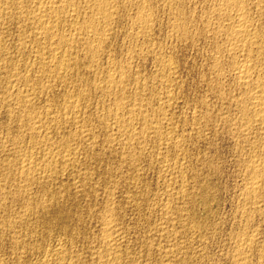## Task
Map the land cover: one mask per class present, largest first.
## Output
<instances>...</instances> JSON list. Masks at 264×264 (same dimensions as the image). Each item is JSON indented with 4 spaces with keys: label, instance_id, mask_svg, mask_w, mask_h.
Wrapping results in <instances>:
<instances>
[{
    "label": "bare ground",
    "instance_id": "6f19581e",
    "mask_svg": "<svg viewBox=\"0 0 264 264\" xmlns=\"http://www.w3.org/2000/svg\"><path fill=\"white\" fill-rule=\"evenodd\" d=\"M196 1L197 0H195L194 2L196 3ZM201 1L197 3L202 4L203 1ZM206 1L209 3V6L207 5L208 9L205 11V16L202 15V17L200 15L201 19L199 18L198 21L201 20V25L198 28L196 27V30L192 29V31L194 30L193 32L188 28L191 23L188 26L183 24L185 22L182 23V21L185 20V16L181 15V11L179 12L180 16L177 13L179 16H177L178 22L175 21L172 24L170 22L169 24L171 25H169L168 23L167 24L174 31H176L175 34L178 33L179 37H182L185 42L188 41L193 44L194 42L201 40L202 42L209 43V45L213 47V51L210 50L211 52H213V54H211L212 56L210 55L212 59H210L212 61V67L210 71L211 74L209 72V74L212 75V78L210 82L211 84H207L210 85L211 91H209H213V93H215L214 95L216 96L217 101H219L221 104L227 103V106L229 107L233 106L232 108L236 111L235 113H238L236 114V116H239L238 123L235 122V124V119L233 120L232 125L235 124V126L233 127V134H237L240 137V140L237 139L238 137H235V141L237 139V141L244 143L245 145L247 144L248 148L245 150V145L243 144V147L240 146L241 149L238 150L240 151V153H242L240 162L242 166H244V171H241L244 172L246 178L245 180H243L244 186L242 185L243 188H241L243 190H240L242 192H240V198L242 199V202H237L242 203V206L240 207L241 209H243H238L242 213V216H239H241L242 218L244 217L245 221L247 222H252L253 220L250 219L254 218L253 216L261 211L262 205L264 206V0H205V2ZM123 2H126V4L130 5L133 10L135 9L134 15L133 10H131L132 12L128 13H132L131 17L134 16L133 21H131V23H133V26L131 27H134L135 30V32L133 33L134 37L138 39L149 38L153 27L152 25L154 23L153 20L156 19H153V15H151L153 13H151V11L153 9L155 11V8L152 6L151 1L123 0ZM120 4L122 3H120L119 0H0V110H3L9 118V120L7 121H9L10 126L8 125L9 127H7V132L12 128H15L13 130L17 129L16 131L18 132V134L16 131V134L12 133V131H10V133L6 132V134H8L7 139L6 141H4L5 139H3L0 145V219H3L5 221V223L3 221L0 225V229L3 230V232H5L7 235H5L6 241L8 243L10 254L12 256V262H14L12 264H147L148 258L150 259V256H154L152 255V252L147 251L145 252V254L140 255L135 253L137 251L134 252L130 251L129 249V240L131 239L132 235L130 236V239L128 236L130 230L133 228H128L126 225L127 223L125 224L123 218L121 217V203H125L128 205L131 204L130 207L132 208V210H134V212L138 211L139 213V211L141 210L140 208L144 203V197L140 201H138V198H140V192L143 191L141 189L144 188L142 187L143 184L141 181V177L143 176V170L146 169V167L154 169L155 172L157 169L158 173L160 172L164 174H162L163 178L158 179H163V184L161 183L162 185H160L162 187L164 185V181L167 182L173 178H178V180L180 179V184L177 183L179 185H175L176 187L173 186L174 184L171 185V183L165 184L167 185L165 186L166 188L169 187L168 190L170 193L167 192L169 193V195L166 193L165 188L164 190H162L165 191L168 196H170L169 198H173V202L174 199H176L175 201L180 200L181 196L187 197V194H184L186 189H184V193H182V189L185 185L183 184V170L186 169L185 171H188L187 168L190 167L188 166L186 168L185 163L183 162V157L185 155L187 156L185 152L183 153V145L185 143H183V141L184 139H186V137L184 139H181V136L178 137L176 133L178 132L179 127L177 125H174V123L177 122L173 123V116L171 115L172 117H170L168 110L173 104L172 102L177 103V101H175L177 99L175 98V96H177L179 90L177 93H175V96L172 93V84H174V82H177L175 81L177 77L179 78L177 74L179 73L177 72L179 66L177 67L175 65L177 64V61H169L168 58L170 57L162 53L161 55L168 57H166L168 61H164V59H162L159 61V64L155 63L158 64V72H155L159 74L157 77H160V80L158 81H161L157 84H159V86L161 87L162 83V86L165 85L164 87L166 88V90L161 93L162 96L159 95V100L157 99L159 102L157 103L159 105L156 103V107L152 106L154 102L151 103L152 101L150 99H146V97L148 96L144 97L147 94V91L148 93H150V95H152L151 92H149L150 90H148L150 81L148 82L147 79L146 81L148 82V85H146L143 81H140V79L133 77V75L130 76V72H127V67H129V62L131 59L127 58L129 60L128 63H126L125 65H122V63L119 64L122 66H118L116 64H113L112 60L114 58L112 60L110 58L112 63H109V59L107 60L105 58V61H107L108 63V66L106 65L107 67L104 66L106 63L103 65L104 67H106V71L104 72L105 74L103 75L99 72L101 71L100 60L103 58V54L106 53L103 49L104 45L108 39L109 34L111 33L112 28L118 25L117 23L121 18V14L124 13H120ZM151 6L153 7L152 10ZM177 6H175V8H177ZM171 7L169 8L171 9ZM161 8H163V5L161 6ZM156 11L158 12V10ZM171 11L172 9L170 10V12ZM183 11L184 10H182V12ZM200 11L202 10H199L198 12ZM167 13L166 16L168 15ZM185 13L186 12H184V15L188 14ZM192 16H195V14H193ZM168 19L171 20L172 18ZM190 19L193 20L194 18ZM156 21L157 20H155V22ZM198 24L197 26H199ZM126 26L128 27V25ZM9 27H11L12 30L15 28L18 31V35L15 33L17 36H19L17 45L15 43V45L11 44L10 46L7 42V36L9 37L8 32H11L10 30L8 31ZM131 27L129 26L128 30H132ZM114 31L115 30H113V33ZM171 33L172 32H170V34ZM13 36L15 35L13 34ZM135 41L136 43L138 42L137 40ZM108 42L110 43V41H107V43ZM140 42H138V44H140ZM128 43L129 42L127 41L126 44ZM132 43L134 44V42ZM108 44L106 45L108 46ZM145 44H141V48L136 49H142ZM129 45L132 46L131 43H129ZM155 45L151 44L153 48ZM201 45L203 44L201 43ZM146 46H148V44ZM146 46L145 48H143V52H145ZM150 48L152 49V47ZM161 48L163 49V47ZM195 48L198 49V47ZM131 49H133V47H131ZM162 49H160V51ZM126 51L128 52L130 50ZM139 51H141L142 53V50ZM146 51L148 52V50ZM109 54L107 55L108 57ZM126 54L130 53L128 52ZM126 54L124 56H126ZM132 54L135 53L133 52ZM172 56V59H174L173 54ZM155 59H157V56ZM132 62L134 61L132 60ZM132 68L133 67L131 66V70ZM97 74L99 76L103 75V77L99 81L96 80L97 78H99V76L95 78ZM136 76H138V74ZM203 78L201 79V82ZM226 78H230V80L232 79V84L230 86L231 88L229 87L230 91L226 90L228 89V87H226V89L223 88V84H226V82L223 83V81L226 80ZM154 81L151 82L154 83ZM129 83H132L133 85V94H131L130 92L132 88H130L131 90L129 89L130 91H128L130 93L127 92ZM175 84L178 85V82ZM56 86L64 88L65 90L64 93L61 92L62 98L60 99L61 103H59V107L56 104V109L54 107V103L49 104V101H47L48 104H44L45 107L43 106L44 108L41 111L39 108L40 106H37L38 108L36 107L37 109H39V111L33 110L32 106L37 101L39 94H42L44 91L50 92L51 89H54V87ZM59 90L61 91V89ZM206 90H208L207 87ZM233 91L234 93H232ZM92 95L103 96V98L100 97L101 100L98 98L99 100L96 102L98 110L96 113H94L93 116H91L93 113L90 114L89 112L91 110L88 111V108L92 104L91 99H93V97L90 98ZM157 95L158 94H155L156 97ZM155 96L153 99H155ZM204 97H206V95ZM148 98L152 99V97ZM189 98L191 99L192 97ZM49 99L50 98H48L47 100ZM200 99H202V96L200 97ZM213 100L215 101V99ZM195 101L196 100H194V102ZM204 101L205 100H203V103L201 104L204 105L205 112L202 114L201 111L202 115H200L202 117L200 118L205 119L206 126L208 124L217 126L216 123L212 124L216 121V118H219V121L225 120L229 122L227 116L224 115L225 113H227L226 110L225 112H223L226 105H224L223 109L221 108L222 112H220V110L214 112L210 108V105L204 103ZM178 102H180V99L178 100ZM36 104H38V102ZM211 106L213 107L214 105ZM220 106L222 105H219V107ZM93 107H95V105H93ZM227 111L229 112V110ZM233 113L232 115H235ZM229 114L231 115L230 112ZM197 116L199 115L197 114ZM193 118L196 119L195 117H192V119ZM179 119L180 118H178V120H175L179 121ZM185 119L187 118L185 117ZM184 121H179L178 124L181 122L184 124ZM200 121L198 120V122ZM183 124L180 126L185 127L188 125H186L185 123L184 126ZM230 124L228 123L227 128H229ZM203 126L202 128H205ZM223 126L224 125H222L221 127ZM210 127H213L214 129V126ZM98 130L103 132L102 139L97 138L99 137V134L97 135ZM209 130H211V128ZM20 131L23 132L22 134H24L25 136L22 135ZM52 132L58 134L56 140H53L50 136ZM198 132L199 131H197V135ZM203 132L204 131H202V133ZM230 132H232V130H230ZM181 134H184V136H189V134L186 133ZM27 136L28 141L30 140L29 142L32 141V143L24 142L26 144H23V141ZM184 136H182V138ZM198 138L199 137L197 136V139ZM198 140H200V138ZM235 143L237 144V142ZM79 154H82L84 157L79 158L81 157V155L79 156ZM171 157L174 159L173 162L171 161ZM113 161L115 163H118V168L114 165L115 163ZM94 173H96L95 175L98 176L99 183H95L94 181H92ZM95 175L94 178L96 177ZM115 178H125L130 180V182L128 181L129 187H123L122 189H125L123 190L124 192H122V189L120 188L121 192H119L118 182L120 183V181H115ZM164 178L166 180H164ZM185 178L188 177L185 176ZM54 181L58 182L54 183ZM92 182L97 186L95 187V184H92ZM186 182L187 180H185V183ZM56 185L65 187L67 191L69 189H75V192L72 191V193H74L73 201H76V198H80L78 197L80 195L81 197L88 196V198H94L99 195L98 193H100V195L102 196V201L99 200L101 202L98 205H93V203H91L92 205L88 204L89 206L86 207L87 204L85 203L86 205H84L82 210L85 214H87L88 218L90 219V223H94L95 228H93L95 230L93 229V233L85 231L86 233H90V235L81 234L82 232H80L79 227L76 226L77 223L82 224L80 221L83 219V214H81V209L80 213L78 210V208L80 207H78L77 209H73L72 211V208L69 209L68 207L64 206L66 203H62L64 205H61V202L59 201L60 196L58 195L61 187L58 188V186L56 188ZM33 186L40 187L42 193L40 195H37L36 197H32L33 194L31 195L30 190L31 187L35 188ZM146 187L147 186H145V188ZM188 188H190V186H188ZM52 189H54L55 191ZM204 192H206V190ZM78 193H80V195ZM190 193L192 194V191ZM143 194L145 195L147 194V192ZM161 194H163V192ZM137 195L139 196L136 202L135 200ZM154 196L152 198H154ZM168 196L166 198H168ZM145 199L147 198L145 197ZM159 199H163V197ZM71 200L69 199L67 201ZM166 200L168 202V199ZM63 201L65 202V200ZM165 202L161 203L160 201V203H150L152 204L151 206L154 207L153 209L158 208L156 210L160 211V218L159 216H157L159 218L157 219V221H160V223H155V226L153 228L150 227L152 228L150 231H154L156 236H158L159 238H165L164 240L167 239L170 244V242L173 243L177 239L176 236L179 234V232L175 234L173 232L170 234V232L165 231L166 229L162 226V222H171L170 224H172V226H168L171 228L173 227V230L175 229L174 231H177V226L179 228L180 226H185L180 225L181 222H179L183 217L182 210H185H181V207L173 208L174 206H171V204ZM17 203L21 204L22 210L20 209V211L16 212L13 210H16V208L12 207ZM69 204L71 203L69 202ZM77 206H80V204ZM143 206L147 205L144 204ZM181 206L183 205L181 204ZM184 206L188 205L184 204ZM240 207L238 206V208ZM191 210L192 209L188 211L190 212ZM186 211L184 212V214L187 213ZM149 212H151V210ZM262 212H264V210ZM262 212L258 213V217ZM237 214H239V212ZM50 215L53 217V221L50 219ZM263 215L264 214H262V216ZM185 217H183V219ZM143 220L141 219V221ZM146 220L148 224L149 219L147 218L144 221ZM192 220L194 221V219ZM37 222L44 225L49 231L51 230V228L57 227V231L59 230L58 234H56V236H49L50 232H46L48 233L47 235L39 234L36 230H31L32 228L30 230H27L26 233L22 232L23 234L20 231H15L16 227H19L17 230H21L20 228L25 227L29 223H32L31 225H33V223ZM72 222L74 224H72ZM239 222L241 221L239 220ZM140 225L141 224H139V226ZM242 225H244V223ZM251 225L253 226V223ZM29 226L30 224L28 225V227ZM37 226L38 225H36L35 227ZM40 227H38V229ZM242 227L241 229L243 230ZM171 228L169 230H171ZM86 229L88 230L89 228ZM128 229L130 230L128 231ZM180 229L182 230V228ZM184 229L185 228H183V230ZM200 229H202V227ZM200 229L198 228V231H196L199 232ZM40 231H42V229ZM137 231L139 230L137 229ZM244 232L245 231L243 230V233ZM255 232L254 234L246 236L242 234L243 236L241 237V232L238 231V236L240 237L239 239L235 240L237 241L236 245L234 244L235 249H232L234 250V253L233 251L230 252L232 253L230 259L231 264H247V260L250 258H247V253L250 252L258 244V241L256 244V240L258 238L257 236L255 237ZM131 233L133 232L131 231ZM147 234L148 235L146 236L149 237L150 232L148 233L147 231ZM181 234H179V236ZM147 237L143 238L147 239ZM143 238H141V241ZM184 238H186V236ZM191 239L188 240L190 241ZM194 239L195 238H193V240ZM153 240H155V238ZM188 240L186 241V244ZM49 242V247H47L46 245H48ZM43 243L45 245V248L40 249L39 245ZM151 243L150 245L152 246L156 242L154 244ZM158 243L159 241H157V243L155 244V248ZM167 243L166 245L168 246ZM178 243L180 244V242ZM174 244H171V247L175 246ZM151 246L147 247V250H149ZM160 246L161 244L157 246V248ZM175 247H178V244ZM175 247L174 249H182L181 247ZM137 248L139 247L137 246ZM139 250L140 249H138V252L140 253ZM158 250L160 249L158 248ZM163 251L164 255L162 253V257H172L174 255V252L178 250L174 251L172 248H170L166 250L163 249ZM200 252H202L201 249ZM157 254L155 256H157ZM178 254H175V256H177ZM263 254V251L259 254V261L264 257ZM32 255L37 256H35L36 260L32 261L33 263H31L32 258L30 259ZM201 255L203 256V254ZM248 256L253 257L251 253H249ZM157 257L159 258L160 256ZM2 258H0V264H8V262L4 261ZM177 258H179V256ZM188 258H191V256L189 255ZM24 259L25 262L23 263ZM162 260L159 261L162 262ZM263 260L264 259H262V261ZM9 261H11V258ZM154 262L155 261H153L152 263ZM165 262V264H172L171 262ZM156 264L158 263L156 262ZM248 264H250V262Z\"/></svg>",
    "mask_w": 264,
    "mask_h": 264
},
{
    "label": "rangeland",
    "instance_id": "374dc122",
    "mask_svg": "<svg viewBox=\"0 0 264 264\" xmlns=\"http://www.w3.org/2000/svg\"><path fill=\"white\" fill-rule=\"evenodd\" d=\"M120 1V3H122V4H120V8L119 9H121L120 10V13H123V14H121V18L119 19V22L117 23L118 25H116V26H114L113 28H112V30H111V33L109 34V36H108V39H107V41H110V43L108 44L107 43V41H106V43H105V45H104V52H106V53H104L103 54V60L101 59L100 60V66H101V71L103 70V69H105V70H103L102 72L101 71H99L100 72V74H105L104 72L106 71V67L108 66V63H107V61H105L106 59L108 60H110V58H111V60L113 61V64H116V65H118V66H122V65H125L126 63H128L129 62V60L128 59H131L130 60V62H129V67H127V72L129 73V75L130 76H132L133 75V77H136V78H138V79H140V81H143L146 85H148V82H149V89L148 90H150L149 92H151V94L152 95H154L155 96V94H158L157 95V97L155 96V99L157 100H159V95L160 96H162V94L161 93H163L165 90H166V88L164 87V86H162V83H161V87L159 86V84H157V83H160L158 80H160L159 78L160 77H157L159 74L158 73H156V72H158V64H159V61L160 60H162V59H164V61H168V59H169V61H173V62H175V61H177V64H175L177 67H178V71L177 72H179V73H177L178 74V76H179V78L177 77V79L175 80V81H177L178 82V85L177 84H175V83H177V82H174V84L175 85H177V86H175L174 84H172V93L174 94V96H175V93H177L178 92V90H179V94H181V95H179L178 93H177V96H175V98H177L178 100L180 99V102H178V100L176 99L175 101H177V103H175V102H172L171 104L173 105H171V107L168 109L169 110V114H170V117H172V121H173V123L174 122H177V123H174V125H177L178 127H179V130H178V132L176 133L177 135H178V137L179 136H181L180 138L181 139H184L185 137H186V139H184V141H183V143H184V148H183V153L185 152L186 154H187V156L185 155H183L184 157H183V162L185 163V166H186V168L188 167V166H190V167H188L187 168V170L188 171H185L186 169H184L183 171L184 172H186V173H188V174H186V173H184L183 172V178H184V182H183V184H185L184 185V188L182 189L183 191H182V193H184V189H186L185 190V195L187 194V197H184V196H181L180 198V200H178V201H175L176 199H174V202H173V198L171 197V198H169L170 196H168L169 195V187L168 188H166L165 186H167V185H165V184H167V183H171V185H173V186H175V185H179L180 183V179L178 180V178L177 179H175V178H173V179H171L170 181H164V185H163V187L162 186H160V185H162L163 184V179L162 180H158V179H161V178H163V176H162V174L163 173H158V171H157V169H156V172H155V170L154 169H151V168H147L146 167V169H144L143 171V176L141 177L142 179H141V181H142V184H143V186L142 187H144L145 188V186H147L145 189L143 188V189H141V190H143V191H141L140 192V198H138V196L139 195H137L136 196V202H137V198H138V201H140V200H142L143 199V197H144V203L142 204V207L140 208L141 210L139 211V213H138V211L136 212H134V210H132V208L130 207V205L131 204H125V203H121V209H120V212H121V217L123 218V221H124V223L127 225V227L128 228H133V229H128V231L130 230V232H129V239H130V236L132 235V237H131V239L129 240V249H130V251H137V252H135L136 254H145V252H147V251H150V252H152V255H154V256H150V259L148 258V261H147V264H151L153 261H155L154 263L156 264V262L159 264L161 261H159V260H162V258H163V260H162V262L160 263V264H165L166 262L165 261H167L168 263H172V264H175V263H177V264H231V255H232V253H230V252H232L233 251V253H234V250H232V249H235L234 247H235V245H236V242L237 241H235V240H237V239H239V237L240 236H238V231L239 232H241L240 234H241V237L244 235V236H246V235H250V234H254V232L256 231V230H258V231H256L255 232V237L257 236V238L259 239V240H261V241H259L257 238V240H256V244H257V241H258V244H257V246H255L254 248L256 249H252L250 252H248L247 253V258H251L252 256H248V254L249 253H251V255H253V257L250 259H248L247 260V264L250 262V264H264V260L262 261V259H264V257L263 258H261V262L258 260V259H260L258 256H259V254L260 253H262V251H263V253H264V215L262 216V214H264V212H262L263 210H264V206L262 205L261 206V211L260 212H262L261 214H259V217H258V213H260V212H258L256 215H254L253 217L254 218H252V219H250V220H253L252 222H247V221H245V219H244V217L242 218L241 216H242V213H241V211H239V210H243V209H241V207L240 206H242V199L240 198V192L243 190V189H241V188H243V186H244V181L243 180H245V174H244V172H242V171H244V169H243V167L244 166H242V164H241V162H240V158H242L241 157V155H242V153H240V151H238V150H240L241 149V147L240 146H242L243 147V144L244 143H241V142H239V141H237V139L238 140H240L239 138V136L237 135V134H233V127L235 126V124L236 123H238V120H239V116H236V114H238V113H235L236 111L232 108V107H229V106H227V103L226 104H224V103H220L219 101H217V99H216V96L214 95L215 93H213V91L212 92H210L211 90H210V85L209 84H211L210 82H211V78H212V75H210L211 74V67H212V59H211V54H213V52H211V51H213V47L212 46H210L209 45V43H206V42H202L201 40H198V41H196V42H194L193 44L192 43H190V42H188V41H186L185 42V40L184 39H182V37H179V35H178V33L177 34H175L176 33V31H174L171 27H169V25H171L173 22H175V21H177V18L180 16V13H181V15L182 16H185L184 17V19L186 20H183L182 21V23L183 22H185V23H183V24H185L186 26H188L190 23L192 24H190L189 26H188V28H189V30L190 31H192V29H194V30H196L198 27H200V21H198L199 20V18H200V15L202 16H205V11L208 9V7H207V5L209 6V3L206 1L205 2V0H200L201 2H202V4L201 3H197V2H200V1H196V3L194 2L195 0H150L151 1V4H152V6L155 8V11H154V9H153V7L151 6V15H153L152 16V18L154 19V18H156L155 20H157L156 22H155V20H153V27H152V30H151V33H152V35H151V33H150V36H149V38H135L134 37V35H133V33L135 32V30H134V27L132 28L131 26H133L132 24L133 23H131V21H133V17L134 16H132L131 17V15H132V13L131 14H128V13H130V12H132L131 10H133L132 9V7L130 6V5H128V4H126V2H123V0H119ZM163 1V2H162ZM167 3H166V2ZM172 1V2H171ZM182 1V2H181ZM177 2H178V4H177ZM153 3H154V5H153ZM161 3H162V5H163V8L165 9V11H164V9L163 8H161ZM164 3H166V4H164ZM170 3V4H169ZM184 3V4H183ZM204 3V4H203ZM206 3H208V4H206ZM125 4V5H124ZM157 6H156V5ZM130 7H128V6ZM159 5V6H158ZM170 5V6H169ZM173 5V6H172ZM178 5V6H177ZM124 6H125V8H124ZM172 6V7H171ZM175 6H177V8H175ZM205 6V7H204ZM123 9H122V8ZM158 7V8H157ZM169 7H171V9H172V11L170 12V8ZM174 7V8H173ZM179 7V8H178ZM204 7V8H203ZM128 8H129V10H128ZM168 8H169V10H168ZM124 9H125V11H124ZM162 9V10H161ZM177 10V11H175V10ZM202 10V11H200V12H198L199 10ZM204 9V10H203ZM123 10V11H122ZM135 10V9H134ZM134 10H133V15H134ZM156 10H158V12L156 11ZM166 10H167V12H166ZM174 10V11H173ZM182 10H184L183 12H182ZM192 10V11H191ZM196 12V10H197V12L195 13L194 11ZM128 11V12H127ZM181 11V12H180ZM191 11V12H190ZM174 14H179V16H178V14L177 15H174ZM180 12V13H179ZM184 12H186V13H188V14H186V15H184ZM194 12V13H193ZM201 12H202V14H201ZM127 15H126V14ZM156 13V14H155ZM166 13L168 14L167 16H168V18H172L171 20L170 19H168L167 18V16H166ZM195 14V16H192L193 14ZM170 14V15H169ZM173 14V15H172ZM129 15H130V21H129ZM154 15H155V17H154ZM199 15V16H198ZM123 16V17H122ZM126 16V17H125ZM170 16H172V17H170ZM175 16V17H174ZM178 16V17H177ZM192 16V17H191ZM197 16V17H196ZM202 16V17H203ZM174 17V18H173ZM186 17H189V18H186ZM124 18V19H123ZM128 19V21H127V19ZM190 18H194L195 19V21H194V19L193 20H191ZM132 19V20H131ZM168 19V20H167ZM190 19V20H189ZM197 19V20H196ZM201 19V18H200ZM213 19V18H212ZM121 20H123V21H121ZM128 22V23H127ZM166 22V23H165ZM171 22V24H169ZM178 22V21H177ZM188 22V23H187ZM197 22V23H196ZM169 25H168V24ZM187 23V24H186ZM195 23V24H194ZM199 23V24H198ZM120 24V25H119ZM122 24V25H121ZM157 24V25H156ZM194 24V25H193ZM197 24L199 25V26H197ZM126 25H128V27L126 26ZM129 26L132 28V30L131 29H129L128 30V28H129ZM167 27V28H166ZM194 27V28H193ZM197 27V28H196ZM10 28V29H9ZM8 28V31L10 30L11 32H8V35H9V37L7 36V42H8V44L11 46V44L13 45H15V43H16V45H17V41H18V39H19V36H17L18 35V31L14 28L13 30H12V28L11 27H9ZM170 28V29H169ZM191 28V29H190ZM155 29V30H154ZM16 32H15V31ZM113 30H115L114 31V33H113ZM169 30H172V31H169ZM193 30V31H194ZM192 31V32H193ZM126 32H127V34L129 35H127L126 34ZM131 32H132V34H131ZM170 32H172V33H174V34H170ZM9 33H11V34H9ZM17 35H16V34ZM13 34L15 35V36H13ZM112 34V35H111ZM132 36H131V35ZM154 34V35H153ZM175 35V36H174ZM178 35V36H177ZM11 36V37H10ZM111 36V37H110ZM126 38H125V37ZM169 36V37H168ZM170 36H172V37H170ZM174 36V37H173ZM133 37V38H132ZM11 38V39H10ZM131 38V39H130ZM151 38V39H150ZM174 38V39H173ZM110 39H112V40H110ZM149 39H150V42H149ZM126 40V41H125ZM135 40H137L138 42H140V41H142V42H140V44H138V42L136 43V41ZM140 40V41H139ZM152 40H153V42H152ZM173 40V41H172ZM182 40H184V41H182ZM122 41H123V43H122ZM129 42V43H131L132 44V46L131 45H129V43L128 44H126V42ZM11 42V43H10ZM14 42V43H13ZM125 42V43H124ZM132 42H134V44L132 43ZM148 42V43H147ZM174 42V43H173ZM184 42V43H183ZM146 43V44H145ZM156 44L155 46H154V48H153V46H151V44ZM197 43V44H196ZM200 43V44H199ZM201 43L203 44V45H201ZM205 43H206V45H205ZM106 44H108V46L106 45ZM138 45V47H137V45ZM144 45L145 44V46L148 44V46H146V50H148V52L145 50V52H143L144 51V49L143 48H145V46H143L142 47V49H136V48H141V46L142 45ZM149 44H150V46H149ZM185 44V45H184ZM192 44V45H191ZM127 45H129V46H127ZM136 47H135V46ZM187 45V46H186ZM189 45V46H188ZM201 45V46H200ZM156 46H158V47H156ZM160 46V47H159ZM208 46V47H207ZM131 47H133V49H131ZM150 47H152V49L150 48ZM156 47V48H155ZM161 47H163V49L161 48ZM195 47H198V49H196ZM200 47H204V48H200ZM148 48V49H147ZM159 48V49H158ZM200 48V49H199ZM157 49V50H156ZM160 49H162L161 51H160ZM208 49V50H207ZM126 50H130V51H128L130 54H126V53H128ZM133 50V51H132ZM139 50H142V53H141V51H139ZM156 51V52H154V51ZM164 50V51H163ZM211 50V51H210ZM125 51H126V53H125ZM132 51V52H131ZM149 51H152V52H149ZM159 53H158V52ZM207 51H210V52H207ZM135 53L136 54V56H135V54H132V53ZM154 52V53H153ZM110 53V54H109ZM126 54V56H124L125 54ZM157 53V54H156ZM164 54V55H167V56H169L170 58H168L167 56H164V55H161V54ZM170 53V54H169ZM210 53V54H209ZM106 54V55H105ZM109 54V57L107 56ZM142 56H141V55ZM160 56H159V55ZM172 54L174 55V59H172L173 58V56H172ZM130 55V56H129ZM133 55V56H132ZM211 55V56H210ZM105 56V57H104ZM130 58H129V57ZM135 56V57H134ZM140 56V57H139ZM156 56H157V59H155L156 58ZM209 56V57H208ZM125 57H126V59H125ZM142 57V58H141ZM163 57V58H162ZM165 57V58H164ZM166 57L168 58V59H166ZM209 58V60H208V58ZM106 58V59H105ZM134 58V59H133ZM117 61H116V60ZM166 59V60H165ZM171 59V60H170ZM211 59V60H210ZM108 60V62L110 63L111 62V60L109 61ZM132 60L134 61V62H132ZM156 60V61H155ZM105 61V62H104ZM118 62H120V63H118ZM106 63V64H105ZM112 63V62H111ZM118 63V64H117ZM123 63V64H122ZM155 63H158V64H155ZM179 63V64H178ZM105 64V65H104ZM119 64H122V65H119ZM106 66V67H104V66ZM208 65H209V67H208ZM104 68H103V67ZM131 66L133 67L132 68V70L134 71H132L131 70ZM157 66V67H156ZM155 67H156V69H155ZM130 68V69H129ZM179 68H180V70H179ZM209 68V69H208ZM129 69V70H128ZM131 71H132V73H131ZM138 72V73H136V72ZM156 71V72H155ZM156 74H155V73ZM209 72H210V74H209ZM138 74V76H136V75ZM103 75L101 76H99L98 74L96 75V77L95 78H97V76H99V78H97L96 80L97 81H99L102 77H103ZM135 75V76H134ZM208 75V76H207ZM140 76H142V77H140ZM205 76H207V77H205ZM211 76V77H210ZM94 77V76H93ZM144 77V78H143ZM153 77V78H152ZM204 77V78H203ZM210 79H209V78ZM203 78V80H202V82H201V79ZM207 78H208V80H207ZM148 79V80H147ZM157 79V80H156ZM145 80V81H144ZM148 82H147V81ZM155 80V81H154ZM206 80V81H205ZM151 81H154V83L153 82H151ZM158 81V82H157ZM232 79L230 80V78H226V80H224L223 81V83L224 82H226V84L224 83L223 84V88L224 89H226V87H228V89H226L227 91L229 90L230 91V86H231V84H232ZM180 82V83H179ZM199 82H200V84H199ZM204 82V83H203ZM207 83H209V84H207ZM130 84V85H129ZM128 84V86L129 87H127L128 89H127V92L128 91H130L131 89L130 88H132V90L130 91L131 92V94H133V85H132V83H129ZM157 84V85H156ZM180 84V85H179ZM207 84V85H206ZM229 84V85H228ZM132 85V86H131ZM152 87H151V86ZM225 85V86H224ZM148 86H147V88H148ZM179 86V87H178ZM59 86H56V87H54V89L55 88H57L58 89V91H57V89H51V91L49 92V91H44L42 94H39V97L37 98V101L35 102V104H33V110H35V111H39V109H37L38 107L37 106H40L39 108H40V111L45 107V105L46 104H48V102L47 101H49V104L51 103H54V107L56 108L58 105H60L59 103H61V101H60V99L62 98V96H61V92L62 93H64L65 92V90H64V88H58ZM154 87H155V89H154ZM164 87V88H163ZM206 87H207V89L208 90H206ZM230 87V88H229ZM20 88H22V87H20ZM151 88H153V89H151ZM163 88V89H162ZM59 89H61V91L59 90ZM130 89V90H129ZM53 90V91H52ZM63 90V91H62ZM210 90V91H209ZM55 91V92H54ZM153 91V92H152ZM158 91H159V93H158ZM162 91V92H161ZM47 92V93H46ZM52 92V93H51ZM54 92V93H53ZM130 92H128V93H130ZM44 93H46V94H44ZM155 93V94H154ZM211 93V94H210ZM232 93H234V91L232 92ZM60 94V95H59ZM183 94V95H182ZM206 95V97H204L205 95ZM213 94V95H212ZM41 95V96H40ZM150 93H148V91H147V94L144 96V97H146V96H148V97H152V99L151 98H148V97H146V99H150L152 102L151 103H153L152 104V106H157V104L159 103L158 102V100L156 101L155 99H153L154 98V96H152V95H150ZM184 95H185V97H184ZM43 96V97H42ZM50 96V97H49ZM98 96V97H97ZM183 96V97H182ZM202 96V99L203 98H205V99H203V100H205V101H207V99H208V101L207 102H205L204 101V103H206V104H209L210 105V108L215 112V111H218V110H220V112H222V110H221V108L223 109V107H224V105H226L227 106V108H226V106L224 107V110H223V112H225V110H226V112L227 113H225L224 115L225 116H227V118L229 119V122L228 121H219L218 119L219 118H216V121L215 122H213L212 124H217V126L216 125H210V124H208L207 126L205 125V119H203V118H200V117H202L201 115L205 112V108H204V105H202L201 103H203V100L202 99H200V97ZM46 97H48V98H50L49 100H47L48 98H45ZM93 97V99H91V106L88 108V111L89 110H93L92 112L91 111H89L90 112V114H92L91 116H93L94 115V113H96L97 112V110H98V107H97V101L100 99V97L101 98H103V96H100V95H92L90 98H92ZM187 97H188V99H187ZM189 97H192L191 99L189 98ZM41 98V99H40ZM46 100H44V99ZM99 98V99H98ZM197 98V99H196ZM39 99V100H38ZM187 101H185V100ZM190 99V100H189ZM192 99H193V102H192ZM213 99H215V101L213 100ZM52 100V101H51ZM58 100V101H57ZM101 100V99H100ZM155 100V101H154ZM194 100H196L195 102H194ZM201 100H202V102H201ZM44 101V102H43ZM60 101V102H59ZM182 101V102H181ZM198 101V102H197ZM217 101V102H216ZM38 102V104H36ZM45 102H47V103H45ZM58 102V103H57ZM158 102V103H157ZM200 102V103H199ZM211 102V103H210ZM214 102V103H213ZM216 102V103H215ZM219 102V103H218ZM41 105H40V104ZM43 103V104H42ZM157 103V104H156ZM196 103V104H195ZM197 103H198V105H197ZM45 104V105H44ZM56 104H57V106H56ZM200 104V105H199ZM218 104V105H217ZM93 105H95V107L97 108H95V107H93ZM159 105V104H158ZM175 105H177V106H175ZM211 105H214L213 107L211 106ZM217 105V106H216ZM219 105H222V106H220L219 107ZM42 106V107H41ZM44 106V107H43ZM37 107V108H36ZM53 107V108H54ZM59 107V106H58ZM195 107V108H194ZM198 109H197V108ZM219 107V108H218ZM36 108V109H35ZM94 108V109H93ZM172 108H174V109H172ZM226 108V109H225ZM229 108V109H228ZM230 108H231V110H232V112H231V110H230ZM57 109V108H56ZM194 109V110H193ZM203 109V110H202ZM199 110H200V113H199ZM227 110H229V112L231 113V115L229 114V112L227 111ZM95 111V112H94ZM196 111V112H195ZM201 111H202V114H201ZM234 112V113H233ZM232 113L233 114H235V115H232ZM5 114V112L3 111V110H0V145H1V142H2V140L3 139H5L4 141H6V139H7V136H8V134H6V132H7V127H9L10 125H9V121H7V120H9V118H8V115H4ZM197 114L199 115V116H197ZM201 114V115H200ZM228 114V115H227ZM172 115V116H171ZM230 115V116H229ZM188 116V117H187ZM195 117L196 119H192V117ZM233 116V117H232ZM235 116V117H234ZM175 117V118H174ZM185 117L187 118V119H185ZM238 117V118H237ZM174 118V119H173ZM178 118H180L179 119V121H184V124L181 122V123H179L178 124V122L179 121H177L178 120ZM236 118H237V121H236ZM175 119H177V120H175ZM181 119H183V120H181ZM235 119V120H234ZM189 120V121H188ZM197 120V121H196ZM198 120L200 121V122H198ZM232 120V121H231ZM233 120H234V123L235 124H233L232 125V123H233ZM188 121V122H187ZM223 122V123H222ZM224 122H225V124H224ZM7 123V124H6ZM185 123H186V125L188 126H185ZM228 123L230 124L229 125V128H227L228 127ZM184 125L185 127H183V126H180V125ZM201 124H203V125H201ZM224 125L223 127H221L222 125ZM7 125V126H6ZM9 125V126H8ZM201 125V126H200ZM219 125H221V126H219ZM199 126V127H198ZM202 126L203 127H205V128H202ZM210 126H214V129H213V127H210ZM216 126V127H215ZM232 126V127H231ZM177 127V128H178ZM211 128V130H209L210 128ZM232 129H231V128ZM12 128V127H11ZM200 128H202V129H200ZM216 128V129H215ZM13 129H15V128H12L10 131H12V133H14V134H16V130H13ZM181 129H182V131H181ZM192 129V130H191ZM4 130V131H3ZM6 130V131H5ZM185 130V131H184ZM189 130H191V131H189ZM195 130H197V131H199L198 132V135H197V131H195ZM209 130V131H208ZM228 130V131H227ZM230 130H232V132H230ZM10 131H8L9 133H10ZM16 131V132H15ZM100 130H98V133H97V135L99 136V137H97L98 139H102L103 138V132L102 131H100ZM181 131V132H180ZM202 131H204L203 133L205 134V136H204V134L202 133ZM7 132V133H8ZM21 132V131H20ZM191 132V133H190ZM23 132H21V134H22ZM180 133V134H179ZM181 133H186V134H189V136L188 135H185L184 136V134H181ZM227 133H229V134H227ZM5 134V135H4ZM17 134H18V132H17ZM57 135V136H55V135ZM232 134V135H231ZM10 135H12V134H10ZM22 135H24V134H22ZM102 137H101V136ZM194 135V136H193ZM196 135V136H195ZM202 135H203V137H202ZM234 135H236V136H234ZM25 136V135H24ZM51 137H52V139L53 140H56L57 139V137H58V134L57 133H54V132H52L51 133V135H50ZM182 136H184L183 138H182ZM197 136L200 138V140H202V141H200V140H198L197 139ZM201 136V137H200ZM231 136H233V137H231ZM187 137H190V138H187ZM195 139H194V138ZM205 137V138H204ZM231 137V138H230ZM235 137L237 138L236 139V141H235ZM28 136L25 138V140L23 141V144H26V143H28L29 141H28ZM198 141H197V140ZM189 140V141H188ZM194 141V144H193V141ZM234 140V141H233ZM24 142H26V143H24ZM235 142H237V144H239V145H237ZM29 143H32V141L31 142H29ZM198 143V144H197ZM22 144V143H21ZM235 144V145H234ZM189 145V146H188ZM237 145V146H236ZM245 145V144H244ZM188 146V147H187ZM191 146V147H190ZM193 146V147H192ZM245 150L248 148L247 147V144L245 145ZM243 150V149H242ZM240 153V154H239ZM240 156H239V155ZM81 155V157H79V158H82V157H84L82 154H79V156ZM239 157H238V156ZM185 158V159H184ZM197 158V159H196ZM198 158H199V160H198ZM237 158H239V159H237ZM171 161L173 162V158L171 157ZM114 160V159H113ZM197 160V161H196ZM237 160H239V161H237ZM115 161V160H114ZM113 161V162H114ZM181 161V162H182ZM186 161V162H185ZM187 161H188V164H187ZM116 162V161H115ZM114 162V163H115ZM183 163V164H184ZM241 164V165H240ZM115 166H117V168H118V163H115L114 164ZM242 166V167H241ZM242 168V169H241ZM151 169V170H150ZM123 170H124V168H123ZM146 170H150V171H146ZM190 170V171H189ZM242 170V171H241ZM96 172V171H95ZM243 173V175H242V173ZM158 175H157V174ZM190 173H191V175H190ZM96 173H94V175H95ZM144 174H145V176H144ZM185 174V175H184ZM94 175H93V177H92V181H94L95 183L97 182V183H99L98 182V176L97 175H95L96 177L94 178ZM164 175V174H163ZM160 176V177H159ZM185 176L186 177H188V178H185ZM243 176V177H242ZM143 177H144V179H143ZM243 178V179H242ZM120 179H122V178H120ZM120 179H117V178H115V181H120V183L118 182V190H119V192H124L123 190H125V189H122L123 187L124 188H127V187H129V184H128V181L130 182V180H128V179H125V178H123L122 180H120ZM177 180V181H175V180ZM96 180V181H95ZM124 180V181H123ZM127 180V181H126ZM143 180H145V181H143ZM164 180H166L165 178H164ZM183 180V179H182ZM185 180H187V182L189 183H187V186H186V183H185ZM243 182H242V181ZM160 181H162V182H160ZM55 182H58V181H54V183ZM145 182H147V183H145ZM95 183H93L92 182V184H95ZM122 183H123V185H122ZM144 183H145V185H144ZM162 183V184H161ZM177 183H179V184H177ZM195 183V184H194ZM243 183V184H242ZM125 184V185H124ZM195 185V186H194ZM243 185V186H242ZM59 185H56V188L58 187ZM95 187L97 186L96 184L94 185ZM188 186H190V188H188ZM242 186V187H241ZM33 187H35V188H32L31 187V190H30V192H31V195H32V197H36L37 195H40L42 192H41V188L40 187H37V186H33ZM50 187H52V186H50ZM55 187V186H54ZM61 186H59L58 188H60ZM176 187V186H175ZM61 188H63V189H61ZM60 188V190L59 189H56V190H59L60 192L58 193V195L60 196V198H59V196H58V198H59V201L61 202V205H64V204H62V203H66L64 206L65 207H68L69 209L70 208H72L71 210L73 211V209H77L78 207H80V208H78V210H79V213H80V209H81V214H83V219L80 221L82 224H78L77 223V227H79V230H80V232H82L81 234H87V235H90V233H93L94 232V223L92 222V223H90V219L88 218V216H87V214H85L82 210H83V207H84V205H86V207L87 206H89V205H92L91 203H93V205H98L101 201H102V196L100 195V193H98L99 195H97V197H92V198H88V196H82L81 197V195H80V193H78L80 196H78V197H80V198H76L75 200L77 201H73L74 200V196H73V194L74 193H72V191H76L74 188V190H70V192H69V190L67 191V189L65 188V187H61ZM120 188L122 189L121 191H120ZM149 188V189H148ZM163 188V189H162ZM164 188L166 189L165 191H166V193L167 192H169V193H165V191H162V190H164ZM197 188V189H196ZM206 188V189H205ZM35 189V190H34ZM55 189V188H54ZM54 189H52V190H54ZM192 189V190H191ZM201 189V190H200ZM39 190H40V192H39ZM188 190V191H187ZM194 190V191H193ZM199 190V191H198ZM206 190V192H204ZM241 190V191H240ZM55 191V190H54ZM61 191H64V192H61ZM145 191V192H144ZM150 191V192H149ZM192 191V194L190 193ZM147 192V194H143V193H146ZM152 192V193H151ZM163 192V194L165 195H163V194H161ZM187 192V193H186ZM200 192V193H199ZM60 193H61V195H60ZM67 193V194H66ZM160 193V194H159ZM174 193V192H173ZM198 193V194H197ZM203 193V194H202ZM242 193V192H241ZM154 194H155V196H157V197H155L154 196ZM190 194H191V196H190ZM67 195V196H66ZM69 195H71V196H69ZM151 197H150V196ZM160 195H162V196H160ZM168 196V198H166L167 196ZM195 195V196H194ZM202 195H204V196H202ZM66 196V197H65ZM69 196V197H68ZM154 196V198H152ZM160 196V197H159ZM193 196V197H192ZM63 197H65V198H63ZM71 197H73V198H71ZM101 197V198H100ZM145 197L147 198V199H145ZM163 197V199H159V198H162ZM164 197H165V199H164ZM174 197V196H173ZM202 199H201V198ZM82 198V199H81ZM88 200H87V199ZM96 198V199H95ZM154 200H152V199ZM195 198V199H194ZM200 198V199H199ZM240 198V199H239ZM71 200V201H67V200ZM79 199V200H78ZM149 199V200H148ZM158 200V202H157V200ZM166 199H168V202H167V200ZM190 199V200H189ZM209 199V200H208ZM63 200H65V202L63 201ZM82 200V201H81ZM87 200V201H86ZM93 200V201H92ZM99 200H101V201H99ZM166 202H165V201ZM172 202H171V201ZM181 200H183V201H181ZM197 200V201H196ZM80 203H79V202ZM89 201V202H88ZM98 201V202H97ZM160 201H161V203H168V204H171V206H174L173 208H176V207H178V208H180L181 207V210L182 209H184L187 213H185L184 214V212L185 211H183L182 210V213H183V217H185V215H186V217L188 218H184L183 219V217L181 218L182 220H180L179 222H181L180 223V225H182V226H184V227H181L180 226V228H182V230L177 226V231H174L173 230V227L171 228V227H169V226H172V224H170L169 222H162V226L166 229L165 231H168V232H170V234L171 233H173L174 232V234L175 233H178L179 232V234H181V232H182V234L183 235H185L186 236V238H184L185 236H183L182 234L179 236V234L176 236L177 237V239L172 243V242H170V244H169V242H168V240L166 241V240H164L165 238H159L158 236H156V234H155V232L154 231H150L154 226H155V223H160V221H157V219H159L160 218V211H158V210H156V209H158V208H155V209H153L154 207H152L151 205L152 204H150V203H160ZM164 201V202H163ZM170 201V202H169ZM187 202V204H186V202ZM190 201V202H189ZM195 201V202H194ZM203 201V202H202ZM237 201H241V202H237ZM68 202V203H67ZM69 202L71 203V204H69ZM175 202H177V203H175ZM180 202H182V203H180ZM192 202V203H191ZM194 202V203H193ZM209 202V203H208ZM76 203V204H75ZM82 203V204H81ZM86 203V204H85ZM153 203V204H154ZM180 203V204H179ZM185 205H188V206H184V204ZM239 203V204H238ZM68 204H69V206H68ZM75 204V205H74ZM80 204V206H77V205H79ZM89 204V205H88ZM147 205V206H143V205ZM173 204V205H172ZM175 204H177V205H175ZM181 204L183 205V206H181ZM241 204V205H240ZM67 205V206H66ZM71 205V206H70ZM125 205V206H124ZM180 205V206H179ZM193 206V208H192V206ZM129 206V207H128ZM206 206V207H205ZM238 206L240 207V208H238ZM76 207V208H75ZM148 207V208H147ZM188 207V208H187ZM12 208H16V210L15 209H13L14 211H20V209L22 210V207H21V204H15ZM18 208H19V210H18ZM67 208V209H68ZM152 208V209H151ZM177 208V209H178ZM187 208V209H186ZM85 209V208H84ZM190 209H192L190 212L192 213H190L188 210H190ZM239 209V210H238ZM151 210V212H149ZM175 210V209H174ZM122 211H123V214H122ZM130 211V212H129ZM133 211V212H132ZM239 212V214H237L238 212ZM125 212V213H124ZM155 212H156V214H155ZM237 212V213H236ZM133 213H135V214H133ZM150 213V214H149ZM152 213V214H151ZM159 213V214H158ZM190 213V214H189ZM241 213V214H240ZM140 214V215H139ZM141 214H143V215H141ZM153 214H155V215H153ZM85 215V216H84ZM194 215V216H193ZM237 215V216H236ZM239 215H241V216H239ZM135 216V217H134ZM140 216V217H139ZM155 216V217H154ZM157 216H159V218L157 217ZM50 219L53 221V217L50 215ZM144 217H147L149 220H148V224H147V220L146 221H144L145 219H147V218H144ZM256 217V218H255ZM258 217V218H257ZM126 218V219H125ZM143 218H144V220H143ZM238 218V219H237ZM240 218V219H239ZM89 219V220H88ZM125 219V220H124ZM130 219V220H129ZM141 219L144 221H141ZM156 219V220H155ZM192 219H194V221L192 220ZM244 219V220H243ZM1 220V219H0ZM189 220V221H188ZM190 220H192V221H190ZM239 220L241 221V222H243L244 223V225H242L243 223H241V222H239ZM259 220V221H258ZM4 220L2 219L1 221H0V225L2 224V222H3ZM55 221V220H54ZM83 221V222H82ZM155 221H157V222H155ZM187 221V222H186ZM255 221V222H254ZM86 222H89V223H86ZM175 222V221H174ZM183 222V223H182ZM193 223V224H191V223ZM246 222V223H245ZM262 222V223H261ZM4 223H5V221H4ZM86 223V224H85ZM164 223H166V224H164ZM188 223V224H187ZM190 223V224H189ZM239 223H241V224H239ZM249 223H250V225H249ZM253 223V226L251 225ZM30 224V226L28 227V225ZM28 225H26L25 227H22V228H20L21 230H17L19 227H16L15 228V231H20L21 233L22 232H27V230H30L31 228V230H36L39 234H45V235H47L49 232V236L51 235V236H56V234H58V231H57V227H55V228H51V230L49 231L48 229H46V227L44 226V225H42V224H39L38 222L37 223H33V225H31L32 223H29ZM72 224H74L73 222H72ZM130 224V225H129ZM139 224H141L140 226H139ZM145 224V225H144ZM198 224H200V225H198ZM202 224V225H201ZM245 224H246V226H245ZM24 225V224H23ZM36 225H38L37 227H35ZM41 227H40V226ZM80 225V226H79ZM82 225V226H81ZM86 225V226H85ZM90 225V226H89ZM93 225V226H92ZM138 227H137V226ZM149 225V226H148ZM153 225V226H152ZM165 225V226H164ZM169 225V226H168ZM192 226V227H190V226ZM194 225H195V227H194ZM196 225H197V227L200 229L201 227H202V229H200V233L199 232H197L198 230V228L196 227ZM243 227H242V226ZM32 226V227H31ZM84 226H85V228H84ZM88 226V227H87ZM91 226H92V228H91ZM135 226V227H134ZM142 226H143V228H142ZM201 226V227H200ZM245 226V227H244ZM38 227H40L39 229L41 230L42 229V231H40L39 229H38ZM94 227V228H93ZM150 227H152V228H150ZM167 227H169V228H167ZM241 227L243 228V230L245 231L244 233H243V230L241 229ZM26 228V229H25ZM82 228V229H81ZM84 228V229H83ZM86 228H89L88 230L86 229ZM90 228H91V231H90ZM171 228V230H169ZM183 228H185L184 230H183ZM191 228H192V230H191ZM195 228V229H194ZM247 229V232H246V229ZM253 230H252V229ZM257 228V229H256ZM3 229V228H2ZM54 229V230H53ZM86 229V230H85ZM94 229V230H93ZM137 229L139 230V231H137ZM195 230V232H194V230ZM250 229V230H249ZM254 229H255V231H254ZM46 230V231H45ZM136 230V231H135ZM179 230V231H178ZM186 230H188V231H186ZM197 230V231H196ZM242 230V231H241ZM252 230V231H251ZM5 231V230H4ZM54 231V232H53ZM90 232V233H86V232ZM131 231L134 233H131ZM147 231H148V233L150 232V235H149V237H147L146 235H148L147 234ZM206 231V232H205ZM249 231H251V232H249ZM46 232H48V233H46ZM56 232V233H55ZM139 234H137V233ZM186 232V233H185ZM194 232V233H193ZM203 232V233H202ZM205 232V233H204ZM5 232H3V230H1L0 229V258H2L4 261H7L8 262V264H12V263H14V262H12V256H11V254H10V250H9V248H8V243H7V241H6V233L4 234ZM141 233H143V234H141ZM197 233V234H196ZM235 233H236V235L238 236H236L235 235ZM23 234V233H22ZM53 234V235H52ZM137 234V235H136ZM145 234V235H144ZM155 236H154V235ZM194 234V235H193ZM197 236H196V235ZM234 234V235H233ZM243 234V235H242ZM256 234H258V235H256ZM6 235V236H5ZM144 235V236H143ZM191 235V236H190ZM201 235V236H200ZM205 236V237H203V236ZM234 237H233V236ZM140 236V237H139ZM201 238H200V237ZM143 237H147V239L146 238H143ZM152 237V238H151ZM155 238V240H153L154 238ZM183 237V238H182ZM135 238H136V241H135ZM140 239V241H139V239ZM141 238H143L142 239V241H141ZM192 238V239H191ZM193 238H195L194 240H193ZM203 238V239H202ZM232 238V239H231ZM234 238H236V239H234ZM153 241H152V240ZM162 240V242H161V240ZM188 239H191L190 241L188 240ZM202 239V240H201ZM150 240V241H149ZM159 241V243L156 245V248H157V246H159L160 244H161V246L160 247H158L160 250H158V248L156 249L155 248V244L157 243V241ZM178 240V241H177ZM188 240V242H187V244H186V241ZM201 240V241H200ZM145 241H148V242H145ZM181 241H182V243L184 244V246H186V247H184L183 246V244L181 243ZM192 241V242H191ZM139 242V243H138ZM152 242V243H151ZM156 242V243H155ZM168 244V246L166 245V243ZM178 242H180V244L178 243ZM230 242H232L233 243V245H232V243H230ZM260 242V243H259ZM38 243V242H37ZM39 243H40V241H39ZM137 243V244H136ZM150 243L151 244H154V245H150ZM175 243V244H174ZM49 244H50V242L48 243V245H46L47 247H49ZM164 244H165V246H164ZM171 244H174L175 246H177V244H178V247H175V246H172L171 247ZM235 244V245H234ZM255 244V245H256ZM182 245V246H181ZM261 245V246H260ZM40 247V249L41 248H45L44 246V243L43 244H40L39 245ZM137 246L139 247V248H137ZM143 246V247H142ZM145 246V247H144ZM149 246H151V248L153 249H151V248H149V250H147L148 248L147 247H149ZM163 246H164V248H163ZM187 246H189V247H187ZM131 247H132V249H131ZM168 247V248H167ZM174 247L175 248H182V249H174ZM183 247H184V249L186 250H184L183 249ZM141 248H142V250H141ZM144 248H146V249H144ZM170 248H172L174 251L175 250H178V251H176V252H174V255L171 257H162L163 255H164V251H163V249L164 250H166V249H170ZM231 248V249H230ZM260 248V249H259ZM135 249V250H134ZM138 249H140L139 251H140V253L138 252ZM156 251H155V250ZM162 249V250H161ZM188 249V250H187ZM192 249H193V251H194V253H193V251H192ZM199 249V250H198ZM200 249L202 250V252H200ZM84 250H85V248H84ZM181 250V251H180ZM198 250V251H197ZM143 251H144V253H143ZM158 251H159V253H158ZM184 251H185V253H184ZM187 251H189V252H187ZM192 251V252H191ZM255 251V252H254ZM133 252V253H134ZM198 252V253H197ZM254 252V253H253ZM154 253H158L157 254V256H160L159 258L157 257V256H155L156 254H154ZM162 253H163V255H162ZM178 253H181V254H183V255H181V254H178ZM190 253V254H189ZM253 253V254H252ZM256 253V254H255ZM259 253V254H258ZM135 254V255H136ZM175 254H178L177 256H175ZM200 254V255H199ZM201 254H203V256L201 255ZM230 254V255H229ZM162 255V256H161ZM181 255V256H180ZM189 255L191 256V258H188L189 257ZM194 255V256H193ZM264 255V254H263ZM36 255H32L31 257H30V259H31V263H33L32 261H35L36 260V257H35ZM179 256V258H177ZM184 256H185V258H184ZM230 256V257H229ZM257 257V258H255V257ZM5 257V258H4ZM11 258V261H9L10 260V258ZM147 257V256H146ZM149 257V256H148ZM157 257V258H156ZM162 257V258H161ZM153 258V259H152ZM155 258V259H154ZM171 258V259H170ZM182 258H183V260H182ZM168 259V260H167ZM170 259V260H169ZM174 259V260H173ZM179 259V260H178ZM230 260V262H229V260ZM151 260H153V261H151ZM165 260V261H164ZM174 261V263H173V261ZM182 260V261H181ZM149 261H150V263H149ZM179 261V262H178ZM190 261V262H189ZM251 261H252V263H251ZM25 262V259H24V261H23V263ZM182 262V263H181ZM186 262H188V263H186ZM260 262V263H259ZM154 263H152V264H154Z\"/></svg>",
    "mask_w": 264,
    "mask_h": 264
}]
</instances>
